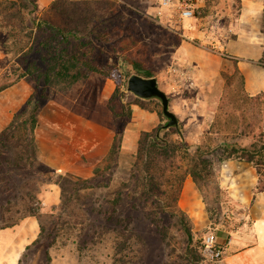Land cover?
<instances>
[{"label":"rangeland","instance_id":"374dc122","mask_svg":"<svg viewBox=\"0 0 264 264\" xmlns=\"http://www.w3.org/2000/svg\"><path fill=\"white\" fill-rule=\"evenodd\" d=\"M63 1L65 10H71L64 16L56 8L50 11L49 6L29 13V3L18 2L27 5L22 11L24 26L33 31L34 43L27 55L16 53L6 24L0 20V86L21 74L34 86V75L25 73L28 66L44 72L46 64L42 60L58 56L59 50L67 47L64 43L54 53L52 50L60 38L45 30L42 22L50 21L62 29L77 26L78 35L68 36L70 46L75 49H68L64 59L70 61L75 54L78 62L63 76H53L42 107L47 100H56L75 116L70 113L71 116L62 118L66 126L73 121L83 130L76 134L70 129L52 134L46 126V113L41 114V109L34 134L38 147L35 159L24 161L22 157L26 156L20 154V149L0 154V230L15 232L23 227L29 230L26 235H31L34 227L35 233L17 264H194L184 254L187 240L176 219L170 218L159 203L155 204L157 211L153 215L159 220L158 229L149 222L145 209L133 206L131 197L137 143L142 132L160 123L157 110L161 107L156 101L147 103L142 110L155 121L144 120V126L137 123L128 127L131 117L125 127L127 141L124 145L121 142L115 157L107 158L113 123L106 103L118 86L123 88L121 103L133 107L135 96L127 92L126 84L127 78L136 74L131 63L136 62L152 72L158 87L170 97L169 110L180 121L187 144H199L215 122L212 137L248 145L252 134L258 133L257 122L264 113V104L239 99L240 82L236 74L239 69L233 54L239 57V65L248 79L264 83L260 74L248 67L261 55L260 44L253 39L235 40L236 29L231 24L238 15L236 0H198L200 14L193 21H177L159 10L156 0ZM73 10H79V15L69 20ZM38 24L41 29L36 31ZM256 29L257 33L262 29L264 32L263 18ZM247 31L242 30L244 34ZM45 41L50 54L47 48H42ZM80 43L88 46L80 48ZM82 62L92 64L98 72L88 71ZM257 63L264 68V57ZM20 90L11 88L0 97L1 112L13 106ZM184 96L191 103L176 101ZM234 108L237 111L232 117L244 116L246 122L253 124L252 134L241 137V123L235 130L228 127L225 133L226 114ZM92 120L100 124L101 137L93 146L87 140L91 132L87 125L92 126ZM262 126L263 123L261 130ZM51 137L58 140L51 143ZM220 165L216 167L218 175ZM189 186L195 190V185ZM195 194L193 200L181 201L180 192L178 206L189 217L196 247L201 252L205 235L213 233L221 244L219 232L235 229L240 221L236 217L237 206L222 197L224 201L216 206L217 221L211 222L200 193ZM197 264L222 263L211 262L202 255Z\"/></svg>","mask_w":264,"mask_h":264},{"label":"trees","instance_id":"16d2710c","mask_svg":"<svg viewBox=\"0 0 264 264\" xmlns=\"http://www.w3.org/2000/svg\"><path fill=\"white\" fill-rule=\"evenodd\" d=\"M25 1L31 6L29 13L37 11L38 6L34 0ZM18 2L21 3L22 0H0V20L6 24L5 29L7 30L8 37L13 41L12 46H14L16 53L23 52L27 55L31 52L34 43V40H32L33 31L32 28L24 26L22 11L27 8V5H20ZM63 2V0L52 1L49 6L50 11L56 8L61 16L69 13L71 10H65ZM72 13L69 20L77 19L79 10H73ZM262 18L264 24V15ZM42 23L44 24V29L48 30L52 36L60 38L57 41L56 48L52 50L54 53L64 43L67 47H62L58 52V56L54 55L48 61L42 60V63L46 64L44 72L36 68V66L30 67L31 64L28 66L25 73L30 76L34 75L32 79L34 91L24 105L13 115L9 124L0 132V154L4 151L11 152V150L20 149V154L26 156V159L22 157L24 161L29 159L34 160L38 154L34 134L38 125L39 113L45 100L47 86L52 81L54 75L60 74L63 76L66 70L72 68L78 62L75 54L70 56V61L67 60L66 62L64 59V54L69 53L68 49L71 51H73V48L75 49V46H70L71 39H68V36L74 37L76 34L78 35L77 26L62 29L47 20ZM39 29L41 27L38 24L35 30ZM260 34L264 38L263 29L260 30ZM46 42L48 41L42 44V48H47L48 54H50L51 50L48 48V43ZM86 46L88 44H79L80 48ZM262 57H264V52ZM66 63L70 64L66 66ZM131 63L136 70V74L139 76L144 78L154 77L150 70L141 68L136 62ZM81 64L90 72H98V69L90 63L82 62ZM58 66L59 70L57 71L56 67L58 69ZM236 74L240 82V95L238 97L241 102H260V104H264V91L254 96H248L243 91L244 78L242 74L238 70H236ZM25 77L26 75L21 74L12 82L1 85L0 92L12 87ZM41 78L43 79L42 83L40 82ZM40 86L41 90H39ZM122 95L123 88L116 86L106 103V108L111 114L113 123L111 145L107 158L117 155L125 127L133 116L132 106L121 103ZM151 101H156L159 105L158 107H161L160 102L154 98L141 99L135 97L133 105L146 109L147 103ZM236 111L237 109L234 108L231 113L226 114L227 118L223 123L224 127H226L225 133H228V127H232L235 130L236 125L241 123L243 127L239 135L244 137L252 134L253 124L246 122L244 116L238 119L232 117ZM157 116L160 119V123L150 131L142 132L137 143L136 159L131 173L133 206L136 208L138 205V207L145 209L149 222L159 229V220H156L153 215V212L157 211L155 210V204L159 203L160 207L162 206L163 208L162 210L170 218L176 219L180 225L181 231L187 240L184 254L190 261L197 264L202 256L200 247L199 249L196 247L189 217L178 206V198L184 180L187 176L190 177L203 199L208 219L211 222L217 221L218 213L216 206L222 204L224 201H222V197H225L226 201L230 199L226 189L222 188L219 184L217 165L229 160L251 165L258 177L254 192H264V132L260 127L264 122V113L261 120L257 122L258 133L252 134L251 143L248 145H241L234 140L228 141L227 138L219 141L217 138L212 137L213 133L211 129L215 126V122H213L210 125L209 133L201 138L200 143L191 146L184 139L182 126L178 119L176 125L167 126L168 120L163 115L161 109L157 110ZM5 161L10 163L6 156ZM89 187L91 186H87L86 188ZM159 233L162 237L164 236V232L161 229ZM221 259L209 261L221 262Z\"/></svg>","mask_w":264,"mask_h":264},{"label":"crops","instance_id":"0c3cea01","mask_svg":"<svg viewBox=\"0 0 264 264\" xmlns=\"http://www.w3.org/2000/svg\"><path fill=\"white\" fill-rule=\"evenodd\" d=\"M34 1L37 4L38 9L45 10L54 0ZM236 1L239 2L238 15L235 18L234 23L231 24V28L236 29L237 36L235 40L238 42L244 38L246 40L253 39L260 44L261 55L255 61H251V64L248 67L254 69L260 74V77L264 79V68L260 67L257 63L263 56L264 38L260 32L257 33L259 30L256 29L259 27V22L264 15L263 0ZM244 29L248 30V33L246 32L244 34L242 32ZM233 55L236 56L237 67L244 78V89L248 95L254 96L259 92H263L264 83H260V81H258L259 79H248L243 68L239 65V57L236 53ZM217 74L218 72L214 73L212 76ZM17 87L22 90H20L19 99L13 103L11 108L7 107L3 112L0 110V132L9 124L13 115L24 105L34 91V86L31 82L22 79L12 87L0 92V97L5 95L7 90ZM185 98V96L183 98L179 97L176 101L179 103L184 101L186 103H191L189 99ZM168 100L169 103H171L170 97H168ZM132 108L133 116L128 127L129 125L144 123V120L155 121L152 120L153 116L145 110H142L135 105H133ZM42 113H46V126L52 134H57V132L66 133L68 129L72 130L71 132L75 134L83 132L82 129L77 128V124L73 121L66 126L62 121V118L64 116H71L72 113H67L65 108L54 99L45 102L42 107L41 114ZM73 117L75 116L73 115ZM94 120L91 121L94 123H92V126L87 125V128L90 127L89 132L91 131L88 133L87 138V140L92 142L91 146L95 145V143H99L101 140L100 124H98L97 121L95 123ZM154 124L155 122H153V125ZM144 125L145 123L142 126ZM86 130L87 129H85V132ZM127 131L128 128L124 131L122 145H124L128 139ZM262 131L264 132V122ZM59 138L62 137L60 136ZM56 140H58V137L50 138L51 143ZM218 181L220 186L226 189L230 201L237 206L238 213H236V217L238 221H240L235 229L228 230L225 228L219 232L218 240L224 248L221 263L264 264V192H254L258 181L255 169L249 164L235 160L225 161L220 165ZM189 184L192 185L193 182L187 177L182 187L181 201L189 199L193 200L196 197L195 193L198 192V190L195 187V190L193 191ZM185 187L188 188L185 189ZM242 187L245 188L244 191H239ZM192 206H194V202L192 203ZM27 219L28 221H31L30 217ZM28 231H25L23 227L17 229L15 232L9 229L0 230V264L18 263V259L23 249L30 243V240L35 233L34 227L33 234L26 235L28 234Z\"/></svg>","mask_w":264,"mask_h":264},{"label":"built area","instance_id":"2783aa9c","mask_svg":"<svg viewBox=\"0 0 264 264\" xmlns=\"http://www.w3.org/2000/svg\"><path fill=\"white\" fill-rule=\"evenodd\" d=\"M159 10H164L177 21L195 20L200 14L198 0H156ZM223 245L219 244L213 233L202 238L201 252L208 260H218L223 256Z\"/></svg>","mask_w":264,"mask_h":264},{"label":"water","instance_id":"95a60500","mask_svg":"<svg viewBox=\"0 0 264 264\" xmlns=\"http://www.w3.org/2000/svg\"><path fill=\"white\" fill-rule=\"evenodd\" d=\"M127 92H130L135 97L141 99H157L161 104V111L168 120L167 126H174L177 124V118L168 109L169 100L166 94L158 87L155 77L144 78L139 75H131L127 78L126 84Z\"/></svg>","mask_w":264,"mask_h":264}]
</instances>
